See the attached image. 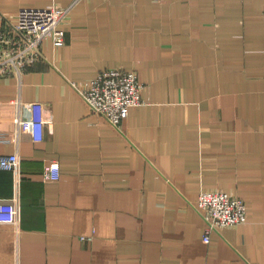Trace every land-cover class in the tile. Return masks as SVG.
<instances>
[{
  "label": "crops",
  "instance_id": "1",
  "mask_svg": "<svg viewBox=\"0 0 264 264\" xmlns=\"http://www.w3.org/2000/svg\"><path fill=\"white\" fill-rule=\"evenodd\" d=\"M52 4L71 7L63 45L0 75V156L19 157L0 169L17 208L0 264H264V0H0V29ZM114 68L144 86L116 127L73 86ZM32 102L41 141L17 133ZM203 190L241 198L247 221L204 243Z\"/></svg>",
  "mask_w": 264,
  "mask_h": 264
},
{
  "label": "built area",
  "instance_id": "2",
  "mask_svg": "<svg viewBox=\"0 0 264 264\" xmlns=\"http://www.w3.org/2000/svg\"><path fill=\"white\" fill-rule=\"evenodd\" d=\"M70 9L52 4L44 8L27 7L19 10L16 23L0 29V75L22 73V70L37 62L41 58L42 44L48 39L55 47H61L65 39L62 26ZM73 86L93 114L103 116L115 127L132 107L143 104L141 93L144 86L135 71L109 69L80 87L75 84ZM18 105L17 133L29 131L33 139L41 141L42 128L46 123L42 116V104L29 103V118L22 116L21 103ZM18 166L19 157L16 152L0 156V169L14 172ZM42 173L45 181H56L61 176L55 162L45 166ZM15 204L16 201L11 204L0 199V224L15 223ZM196 210L205 222L204 243L209 242L210 232L247 221L245 202L223 191L200 192Z\"/></svg>",
  "mask_w": 264,
  "mask_h": 264
}]
</instances>
